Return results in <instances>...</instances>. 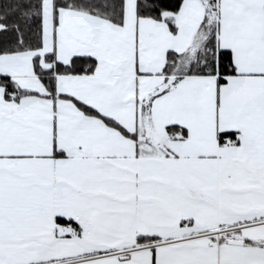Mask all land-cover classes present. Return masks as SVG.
<instances>
[{
	"label": "snow or ice",
	"instance_id": "6c2138e0",
	"mask_svg": "<svg viewBox=\"0 0 264 264\" xmlns=\"http://www.w3.org/2000/svg\"><path fill=\"white\" fill-rule=\"evenodd\" d=\"M0 264H264V0H0Z\"/></svg>",
	"mask_w": 264,
	"mask_h": 264
}]
</instances>
